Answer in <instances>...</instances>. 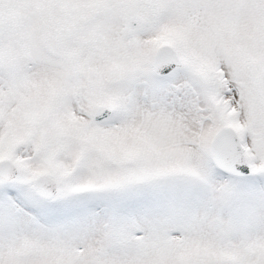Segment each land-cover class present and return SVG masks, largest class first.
<instances>
[{
	"label": "snow or ice",
	"instance_id": "snow-or-ice-1",
	"mask_svg": "<svg viewBox=\"0 0 264 264\" xmlns=\"http://www.w3.org/2000/svg\"><path fill=\"white\" fill-rule=\"evenodd\" d=\"M0 264H264V0H0Z\"/></svg>",
	"mask_w": 264,
	"mask_h": 264
}]
</instances>
